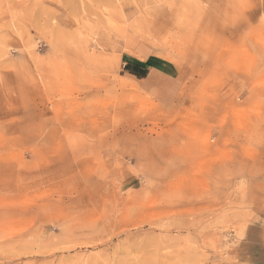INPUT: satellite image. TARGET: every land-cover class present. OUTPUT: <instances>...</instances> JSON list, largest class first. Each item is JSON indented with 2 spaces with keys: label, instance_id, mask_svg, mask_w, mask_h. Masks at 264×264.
Masks as SVG:
<instances>
[{
  "label": "rangeland",
  "instance_id": "obj_1",
  "mask_svg": "<svg viewBox=\"0 0 264 264\" xmlns=\"http://www.w3.org/2000/svg\"><path fill=\"white\" fill-rule=\"evenodd\" d=\"M0 264H264V0H0Z\"/></svg>",
  "mask_w": 264,
  "mask_h": 264
},
{
  "label": "trees",
  "instance_id": "obj_2",
  "mask_svg": "<svg viewBox=\"0 0 264 264\" xmlns=\"http://www.w3.org/2000/svg\"><path fill=\"white\" fill-rule=\"evenodd\" d=\"M125 69L132 75L137 77H145L147 75V71L142 69L139 66L127 65Z\"/></svg>",
  "mask_w": 264,
  "mask_h": 264
}]
</instances>
